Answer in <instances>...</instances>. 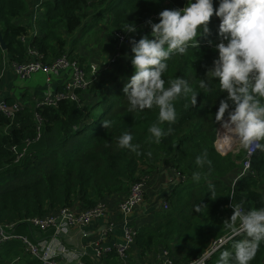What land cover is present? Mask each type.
I'll return each instance as SVG.
<instances>
[{
    "label": "trees",
    "instance_id": "1",
    "mask_svg": "<svg viewBox=\"0 0 264 264\" xmlns=\"http://www.w3.org/2000/svg\"><path fill=\"white\" fill-rule=\"evenodd\" d=\"M186 3L187 0H47L41 6L43 13L40 10L38 14L39 33L30 47L43 56L44 62L65 54L79 61L74 55L75 46L70 50L68 36L86 24L97 26L108 20L114 33H126L121 27L135 23L137 31L132 40L138 41L150 35L146 21L159 17L165 9L184 7ZM213 6L218 7V0H214ZM28 10V0H0V31L7 44L5 52L0 47V55L7 54L14 63H24L30 57V47L21 38L28 35L31 27L16 23ZM158 22L159 18L154 23ZM219 23L213 15L208 25L210 35L198 37L197 45L193 42L186 54L173 55L168 60V70L162 77L165 87L169 86L168 81L183 77L198 95L195 106L190 96L175 102L177 119L171 125H161L166 132L169 127L172 131L159 144L153 142L148 131L156 122L159 109L154 106L143 112H130L122 91L134 73L131 46L123 47V52L130 56L129 62L114 64L122 75L95 81L86 95L78 93L79 103L62 101L57 107H27L17 114L15 121L0 114V223H17L15 232L21 234L33 229L22 222L24 219L44 217L77 205L92 209L110 196L129 194L134 182L149 179V174L163 161L173 163L187 179L186 184L169 197L168 210L157 213L151 224L137 232L140 248H152L174 239L197 242L195 259L205 252L208 238L219 239L231 233L226 223L233 214L231 200L244 211L264 207V194L260 192V187L264 188V153L258 150L251 159L254 177L240 179L234 188L225 182L224 178L243 165L247 153L241 150L238 154L221 155L216 150L220 125L215 114L227 94L214 82L206 94L199 87L218 56L208 41L218 40ZM36 113L42 118L41 137L27 145L28 139L37 136ZM103 120L112 121L108 130L103 127ZM125 130L132 134V143L140 146L136 152L117 146ZM149 151L151 157L147 155ZM203 151L208 152L211 160V174L194 181V172L208 171L207 165L200 169L195 163L196 156ZM20 155L23 156L18 160ZM209 182L215 185V200L208 193ZM234 242L219 251L210 264H217L224 250H233ZM22 249L19 241L6 243L0 249V264L16 260L19 264H41L24 257ZM250 264H264V242Z\"/></svg>",
    "mask_w": 264,
    "mask_h": 264
},
{
    "label": "clouds",
    "instance_id": "2",
    "mask_svg": "<svg viewBox=\"0 0 264 264\" xmlns=\"http://www.w3.org/2000/svg\"><path fill=\"white\" fill-rule=\"evenodd\" d=\"M213 5L214 0H187L183 8L161 11L158 23L146 21L150 35L130 41L134 73L125 83L123 94L130 112H143L154 106L159 109L156 122L148 129L153 142L159 144L172 131L169 127L166 132L161 125H171L177 119L175 102L190 96L195 106L198 95L183 77L177 76L165 87L162 77L168 70V60L173 55L186 54L193 42L197 45L198 37L210 35L208 25L215 15L220 20L219 42L213 45L209 40L208 44L214 46L218 56L199 87L206 94L218 80L220 91L227 94L215 114L222 130H217L219 141L229 148L239 146L248 157L257 150L264 153V0H218V7L214 9ZM121 28L126 33L137 31L135 23ZM102 125L108 130L112 121L103 120ZM132 141V134L125 130L117 146L136 152L140 146ZM147 155L151 157L152 153ZM195 163L200 169L207 165L208 171L194 172V181L211 174L207 151L197 155ZM207 187L215 200V185L209 182ZM232 208L233 214L226 223L235 241L233 250L221 252L217 264H250L264 242V207L247 211L241 206ZM238 236L244 238L236 240Z\"/></svg>",
    "mask_w": 264,
    "mask_h": 264
},
{
    "label": "crops",
    "instance_id": "3",
    "mask_svg": "<svg viewBox=\"0 0 264 264\" xmlns=\"http://www.w3.org/2000/svg\"><path fill=\"white\" fill-rule=\"evenodd\" d=\"M39 2L40 0H28V12L21 19L16 20V23L31 28H35L37 25L38 28V23L35 22V15L37 12L36 6ZM98 25L93 26V23H88L81 30L89 32L91 36L96 31H90V29L95 30L98 28ZM29 35L26 45L30 47L35 36H32L31 33ZM114 49L117 50L115 46ZM77 54L75 49L74 55L77 56ZM79 55L81 57V65L83 64L87 69H90L92 65L98 67V80H107L110 76L114 75L116 67L111 65L105 68L107 67V58L103 55L97 57L93 52H81ZM10 58L7 54L0 55V74H2L1 96L10 104L18 102L26 108L37 107V104L42 101L47 92L51 89L55 91L60 90L62 88L61 85L63 86L70 76L68 73L58 74L50 85L41 82L44 75H36L31 80L21 81L13 73L14 62ZM129 60L130 57L128 58V62ZM124 63L127 64L126 62ZM214 83L218 86V80L214 81ZM235 175L236 170L230 176L224 178L225 182L231 185ZM148 177L149 179H146L145 200L128 218H125L119 211L120 203L128 194L120 193L110 196L105 200L108 207L105 218L96 219L83 227H73L65 236L57 235L53 228L45 232H38L33 228L31 231H24L25 233L21 234L37 242L44 241L48 244H53L58 253L59 251H65L67 255L60 257V264H79L81 261L88 264H158L161 259H169L174 264H182L190 261V259H194L198 243H185L175 239L169 243L161 242L148 249L140 248L135 241L124 262L120 261L116 255L115 247L124 242L126 229L130 226L135 231L140 232L141 229L151 224L154 216L163 211L165 201L171 197L175 189L180 185L186 184V181L184 182L179 178L173 163H167V161L159 163L156 170L150 173ZM260 192L264 194L263 187H260ZM77 207L80 208L79 205ZM211 240V238H208L209 244ZM97 242H99L102 251L96 247L95 243ZM98 251L102 253V256H98ZM24 257L28 256L24 253ZM17 264H19V261Z\"/></svg>",
    "mask_w": 264,
    "mask_h": 264
},
{
    "label": "built area",
    "instance_id": "4",
    "mask_svg": "<svg viewBox=\"0 0 264 264\" xmlns=\"http://www.w3.org/2000/svg\"><path fill=\"white\" fill-rule=\"evenodd\" d=\"M45 1L47 0H40L38 5L36 6V23H38V21L41 19V17L38 15V11L42 10L41 6ZM177 8L183 7H173L172 9ZM158 18V16H154L151 21L154 23L158 20ZM146 28L150 30L149 26H146ZM31 29L32 30H29L27 36L21 38V41L25 44L27 42V38L30 36V33L32 36H37L39 33L37 25L35 28L32 27ZM133 36L134 33L116 32L113 35V38L116 39L115 47L120 50L125 46H131L130 41L132 40ZM29 54L30 57L26 62L13 64V73L15 77L19 80L28 81L36 75H44L46 76V83L50 85L51 83H53L54 78H56L58 74L61 75L64 73H68L70 75L69 79L64 82L63 86L61 85L62 88L60 90L58 89L57 91H55L51 89L49 92H47L42 101L37 104L36 108H41L44 106L57 107L58 104L62 101H71L79 103L80 99L78 93L86 95V93H88L90 89V86L95 81H98L97 66L92 65L88 71L87 68L82 66L79 61L70 59L68 54L52 59L48 62H44L43 56H41L35 49L31 47L29 48ZM1 85L2 74H0V114L7 117L11 121H15L17 114L26 107L22 106L18 102L10 104L6 100H4L1 96ZM35 117L36 122L38 123V127L36 129L37 136L33 140L28 139L26 141L27 145H30L33 141L39 140L41 137L40 125L42 123V118L39 113H36ZM218 130H221L220 126ZM5 132H8V129H6ZM215 148L221 155H226L229 153L238 154L240 151L239 146H233L232 148H229L228 146L221 143L218 139V134L215 142ZM255 153H253L250 157H248L247 155L246 161L243 163V165L240 166L239 169H237L236 175L233 178L231 185L229 184L230 186H232V188L235 187L236 183L240 179L249 176H255L251 169V159ZM22 156L23 155H20L18 157V160ZM177 174L179 178L182 179V181L185 182L187 180L185 176L182 175L180 172L177 171ZM146 187L147 181L145 178H141L132 184L129 194L119 205V211L125 218L130 217L134 210L144 202ZM236 206L239 205H237L235 202H233V200H231L229 207L233 210L232 207ZM169 208L170 203L166 200L163 206V210H168ZM107 212L108 207L104 201L100 202L97 206L92 209H81L77 206H73L70 208L60 209L58 211L49 213L44 217L24 219L22 222L28 224L29 226L34 228L35 231L38 232H45L46 230L53 228L55 229L57 235L65 236L70 232V229L73 227H83L90 224L96 219L105 218ZM16 226L17 223H0V249L10 241H19L23 247L25 255H27L30 259L38 260L41 264H60V257L67 255L65 251H59L58 253L53 244H48L44 241L37 242L26 235L16 233ZM136 236L137 231H135L129 226L125 231L124 242L118 244L115 247L116 254L118 255L120 261L124 262L127 259L128 253L132 245L136 241ZM232 241L233 239H231V233L224 235L219 239H212L208 248L200 257H197L184 264H210L213 257L223 248L227 247ZM95 245L98 250L102 251L99 242L95 243ZM98 256H102V253L99 251ZM17 262L18 260L12 262L11 264H17ZM168 262H170V264H174L169 259H161L158 264H168ZM79 264L88 263L81 261Z\"/></svg>",
    "mask_w": 264,
    "mask_h": 264
},
{
    "label": "rangeland",
    "instance_id": "5",
    "mask_svg": "<svg viewBox=\"0 0 264 264\" xmlns=\"http://www.w3.org/2000/svg\"><path fill=\"white\" fill-rule=\"evenodd\" d=\"M38 14H40V11L38 12ZM90 31H96V32L94 35L90 36L89 32H83V30L80 29L76 34L68 36V40L70 42V50L73 48V46H75L76 54L77 53L80 54L81 52L82 53L93 52L97 57L103 55L105 58H107V63H106L107 67L105 68H108L112 64L114 65L115 63L125 64L124 62L126 63L128 62V58L130 57L128 56V52H123V48H121L120 50L114 49L116 39L113 38V35L115 34L114 33L115 31L110 27L108 20H103V22L100 25H98L97 29L95 30L90 29ZM218 42H219L218 40H215L213 45ZM79 54H77V56L79 57L80 60L81 57ZM101 59L103 60V58ZM87 70L89 71V69ZM114 74L117 76L122 75L121 72H118V68L114 71ZM41 82L46 83V76H43ZM90 99L91 97H89V100ZM241 150L242 149H240L239 153L241 152ZM9 264L11 263L9 262Z\"/></svg>",
    "mask_w": 264,
    "mask_h": 264
},
{
    "label": "water",
    "instance_id": "6",
    "mask_svg": "<svg viewBox=\"0 0 264 264\" xmlns=\"http://www.w3.org/2000/svg\"><path fill=\"white\" fill-rule=\"evenodd\" d=\"M0 47L2 49V51H6L7 50V44L4 40V37H3V34L2 32L0 31Z\"/></svg>",
    "mask_w": 264,
    "mask_h": 264
},
{
    "label": "bare ground",
    "instance_id": "7",
    "mask_svg": "<svg viewBox=\"0 0 264 264\" xmlns=\"http://www.w3.org/2000/svg\"><path fill=\"white\" fill-rule=\"evenodd\" d=\"M3 224H6V223H3ZM10 242H13V241H10ZM10 242H8V243H10ZM35 261L39 262L38 260H35Z\"/></svg>",
    "mask_w": 264,
    "mask_h": 264
}]
</instances>
